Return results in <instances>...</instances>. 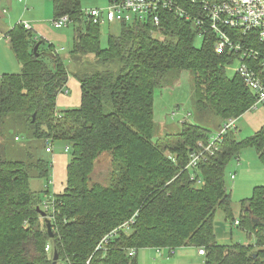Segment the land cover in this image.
Segmentation results:
<instances>
[{"label": "trees", "instance_id": "1", "mask_svg": "<svg viewBox=\"0 0 264 264\" xmlns=\"http://www.w3.org/2000/svg\"><path fill=\"white\" fill-rule=\"evenodd\" d=\"M50 1L53 21L67 16L65 28H73V60L96 68L74 76L80 105L58 109L56 98L69 74L54 45L23 23L7 34L20 70L1 77L0 123L20 115L35 139L67 143L71 160L62 192L53 195L48 190L50 162L32 155L25 161L0 155V264H51L54 249L56 264H137L139 250H166L172 257L174 250L186 247L203 249V264H264V186L240 201L237 227L254 237V244L221 245L214 234L217 212L225 222L234 225L236 220L225 184L227 165L243 149L253 148L264 167V125L243 140L236 138L238 130H229L213 155L185 169L197 144L209 143L202 118L208 115L224 124L255 104L242 80L225 73L236 55L217 54L216 38L209 32L196 47L194 23L167 9L159 11L158 26L149 17L106 23L110 28L119 25V33L108 35L101 48V25L83 12L86 0ZM171 1L189 16L198 10L190 0ZM182 71L192 80L196 122L184 121L177 133L165 134L159 143L154 91L168 87L170 72ZM31 178L45 181L44 190L32 191ZM46 201L52 204L45 212L51 238L37 213ZM131 218L128 230L118 229ZM252 219L261 224L253 226ZM46 245L51 251H45Z\"/></svg>", "mask_w": 264, "mask_h": 264}, {"label": "rangeland", "instance_id": "2", "mask_svg": "<svg viewBox=\"0 0 264 264\" xmlns=\"http://www.w3.org/2000/svg\"><path fill=\"white\" fill-rule=\"evenodd\" d=\"M15 3L16 1L13 2V5ZM107 4V0H86L83 2L82 8L96 7L104 9ZM36 16H38L37 18H42L41 15ZM31 24L36 25L33 21H31ZM100 29V46L104 48L107 44L108 35H117L119 33V25L114 24L111 28L102 25ZM46 30L49 33L53 32L54 36L63 32L66 34V41H54L53 45L56 52L63 59L69 75H82L96 68L91 62L89 65H86L84 62L73 60V56H71L73 42L72 27H64L58 30L54 27L52 19L51 26H49V23H46ZM194 45L198 48L201 47L202 42L199 37L196 39ZM43 48H46V46ZM237 67V61L227 65L225 67L226 75L231 78L235 74ZM97 69L99 70V68ZM16 70L12 74L19 73L20 69ZM166 85L168 87L159 88L154 91V122L157 125L155 140L159 139V143L164 140L165 134L177 133L181 128L182 122L185 121L190 124H195L196 122L193 116L192 80L189 77V72H170L166 78ZM261 124H264V107L263 105H258L256 108L252 107L251 110L236 120L235 126L238 130L236 138L238 140L248 138L260 129ZM200 125L210 131L209 134L212 138L223 127V123L218 118L208 115L202 118ZM16 137L19 140L16 141ZM48 142L49 148L52 151L51 153L45 151L47 147L45 143L33 137L32 130L20 115H9L3 120V123H0V155L6 159L25 161L29 155H32L34 158L44 159L52 164L55 154H63L66 164H68L71 160L69 148H67L68 144L58 140H49ZM66 148L67 151L65 150ZM231 175L234 176L233 179H231ZM52 176L53 170L51 168V179H53ZM29 183L30 189L34 192L44 190L45 181L43 180L31 178ZM225 184L231 196L233 217L238 220L241 211L240 201L250 198L255 187L264 186V167L259 162L253 148L243 149L239 158L232 159L227 165L225 169ZM48 190L50 194L54 193L51 183ZM215 221L223 224L228 236L224 240L217 239L219 244H254V237L247 235L239 227L230 224V222H225L221 212L216 213ZM193 249L190 247L176 249L172 257L166 256V250H162V256H157L155 249L139 250L137 252V264H203V258H199L196 253L197 251Z\"/></svg>", "mask_w": 264, "mask_h": 264}, {"label": "built area", "instance_id": "3", "mask_svg": "<svg viewBox=\"0 0 264 264\" xmlns=\"http://www.w3.org/2000/svg\"><path fill=\"white\" fill-rule=\"evenodd\" d=\"M190 4L192 7L198 8L192 16L181 11L179 7H175L171 0H114L104 9L88 8L83 12L92 18L93 23L101 26L106 23L131 22L134 17L139 20L149 17L153 25L158 26L160 10H175L184 19L194 23L198 29V37H205L209 32L216 38L214 47L217 54L227 51L236 55L235 60L238 62V67L235 74L254 96L253 108L264 105V0H190ZM67 23V16L53 21L56 29L65 27ZM23 26L30 30L27 23H23ZM236 120L226 121L222 129L213 138L210 137L207 145L199 142L197 144L198 151L190 155L189 163L185 169L195 168L207 154L213 155L223 136L229 130H237ZM15 140L17 141L18 138ZM45 144L47 145L45 151L51 153L49 142L47 141ZM65 150L67 151V148ZM233 178L234 176L231 175V179ZM196 184L200 185L201 180L197 179ZM51 205L50 201H46L42 211L47 212ZM132 223L133 218L118 229L128 230ZM237 225L238 221L235 220L234 226ZM118 229L104 237L96 250H101ZM45 251H51V247L46 245ZM155 252L156 255L161 253L160 250ZM128 255L133 256L134 250H130ZM197 255L202 257L204 250H198Z\"/></svg>", "mask_w": 264, "mask_h": 264}, {"label": "crops", "instance_id": "4", "mask_svg": "<svg viewBox=\"0 0 264 264\" xmlns=\"http://www.w3.org/2000/svg\"><path fill=\"white\" fill-rule=\"evenodd\" d=\"M16 3L13 5V2ZM94 8V7H93ZM41 15V19L37 18ZM29 20H28V19ZM53 19L52 3L50 0H0V76L12 74L20 69L7 39V34L18 23H27L36 37L42 38L50 44L67 40L66 34L60 33L54 36L53 32L46 30V23L51 26ZM31 21L36 23L32 25ZM67 28V27H66ZM60 30V29H58ZM81 91L80 84L74 76L69 75L65 88L56 98V106L59 109L76 108L80 105ZM264 124H261V127ZM260 127V128H261ZM53 166V167H52ZM64 166V167H63ZM66 161L63 154H55L51 168L53 179L51 184L54 188L53 195L60 194L63 190L66 175ZM60 177V179H59ZM214 234L217 239H227L223 224L214 222ZM230 234V233H229ZM194 250V249H193ZM197 253V252H196ZM174 254V253H173ZM198 256V255H197ZM200 258V256H198Z\"/></svg>", "mask_w": 264, "mask_h": 264}, {"label": "water", "instance_id": "5", "mask_svg": "<svg viewBox=\"0 0 264 264\" xmlns=\"http://www.w3.org/2000/svg\"><path fill=\"white\" fill-rule=\"evenodd\" d=\"M37 48H38V45H36L34 47V52L37 50ZM37 213H39L41 215V217L44 219V223L46 226L47 233H48L49 237L51 238L52 232H51L50 220L47 218L46 213L44 211L37 209ZM252 224H253V226H257V225H260L261 223L257 219H252ZM57 261H58V254H57L56 250L54 249L52 252L51 264H56Z\"/></svg>", "mask_w": 264, "mask_h": 264}]
</instances>
